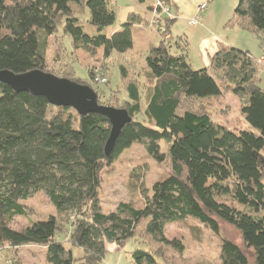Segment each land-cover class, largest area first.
Returning <instances> with one entry per match:
<instances>
[{"label": "trees", "instance_id": "obj_1", "mask_svg": "<svg viewBox=\"0 0 264 264\" xmlns=\"http://www.w3.org/2000/svg\"><path fill=\"white\" fill-rule=\"evenodd\" d=\"M158 1L172 10V0ZM87 12L93 34L80 24ZM140 18L131 13L121 29L107 35L103 30L115 21L109 0H0V69L16 74L40 70L67 78L92 88L101 104L93 69H88L89 81H83L62 58L67 35L72 54L98 51L106 62L113 54L121 57L124 98L113 107L131 117L106 155V117L81 115L0 82L1 264H24L15 253L30 245L44 247L50 264H101L108 243L122 247L140 235L181 252V241L167 238L164 230L188 217L217 234L219 221L233 226L252 249L255 264H264V89L255 76L263 56L220 45L206 67L194 69L187 41L181 44L179 37L170 42L176 16L163 15L156 25L161 39L149 47L139 75L135 60L125 57L133 45L131 28ZM229 24L262 41L264 0H238ZM228 92L240 102V126L212 116V107ZM160 141L169 144L170 172L152 184L143 207L119 201L114 210L103 212L99 192L106 166L133 143L162 162ZM38 192L47 195L56 213L23 229L12 228L15 216L26 215L23 202ZM146 243V249L131 252L134 262L157 264L164 251ZM218 264L250 263L237 244L220 236Z\"/></svg>", "mask_w": 264, "mask_h": 264}, {"label": "rangeland", "instance_id": "obj_2", "mask_svg": "<svg viewBox=\"0 0 264 264\" xmlns=\"http://www.w3.org/2000/svg\"><path fill=\"white\" fill-rule=\"evenodd\" d=\"M11 3L12 0H5ZM110 6L115 11L114 23L106 27L103 32L107 35L121 29V24L128 21L131 13L140 16L141 22L132 26V48L126 54V59H134L139 75L146 67L145 57L149 47L156 46L161 37L157 32V26H151V13L154 11L155 0H146L139 3L137 0H109ZM185 2L184 0H180ZM192 1V0H188ZM208 3L206 10L201 13L198 23H188L189 17L179 15L171 28V41L174 42L181 37V44L186 43L184 35L188 36L187 45L188 62L194 69H202L203 65L198 56V40L201 36L210 34L219 37L220 42L225 46H233L248 51L252 57H264V39L260 41L252 32L245 30L240 25L229 24L233 16V10L238 0H214ZM172 1V7H176ZM150 8V9H149ZM172 11V10H171ZM211 12V13H210ZM174 15V11H172ZM88 12L80 17V24L86 33L93 34L96 29L87 22ZM178 16V15H177ZM147 21V22H146ZM203 29V31H202ZM63 60H68L73 66L74 76L83 81H89L88 69H93V76L96 71L105 73L109 82L98 83L97 91L99 101L103 105L119 107L124 98V89L120 81L118 64L120 56L113 54L110 59L103 61L101 54L96 51L89 54L86 51L71 53L70 37L64 35ZM164 36L165 40L170 39ZM51 41V40H50ZM184 41V42H183ZM222 44V45H223ZM255 76L259 79V85L264 89V61L256 64ZM96 70V71H95ZM95 88V86H93ZM223 102L216 104L212 110V116L216 121H226L230 125L240 126L242 120L239 114L240 102L230 92L223 97ZM142 105L144 100L142 98ZM161 151L165 153V159L157 162L146 152L145 147L140 143H133L123 150L117 158L102 171V184L99 192L101 208L103 212L114 210L119 201H131L134 206L141 208L144 205V195L150 194L152 184L167 176L170 172L169 144L160 141ZM262 158H264V151ZM26 215L15 216L10 223L14 229L25 228L30 221L46 219L54 215L55 209L50 203L47 195L43 192L34 194L24 202ZM165 236L169 239L176 238L183 244V251L178 252L171 248H164L162 245L152 243L144 235L128 239L122 247L108 243L106 253L101 264H136L131 252L136 249H146L147 241L151 247L160 248L164 251L163 259H158L157 264H218L220 236H223L237 244L248 257L250 264H255L251 248L244 244L240 233L231 225L219 221V234L214 233L208 227L191 217L184 221L169 223L165 226ZM73 253H79L73 248ZM2 252H0V264L2 263ZM16 256L25 264H50L45 259V250L41 246H23L16 251Z\"/></svg>", "mask_w": 264, "mask_h": 264}, {"label": "water", "instance_id": "obj_3", "mask_svg": "<svg viewBox=\"0 0 264 264\" xmlns=\"http://www.w3.org/2000/svg\"><path fill=\"white\" fill-rule=\"evenodd\" d=\"M0 82L17 92L29 91L33 95L43 96L48 103L72 108L81 115L95 113L106 117L110 124L104 146L106 155L112 152L120 131L131 120L125 109L99 104L95 91L89 86L40 70L16 74L0 69Z\"/></svg>", "mask_w": 264, "mask_h": 264}, {"label": "crops", "instance_id": "obj_4", "mask_svg": "<svg viewBox=\"0 0 264 264\" xmlns=\"http://www.w3.org/2000/svg\"><path fill=\"white\" fill-rule=\"evenodd\" d=\"M174 1L177 2V4L174 2V5L176 7V11L173 7H171V9L176 14L175 15L176 19H177V17H179V15L189 17V19H190L196 14L197 6L205 0H192V1L184 0L185 2H181L180 0H174ZM210 1H212V3L215 2L214 0H208V3ZM215 3L213 4V8H215V6H216ZM202 31H203V29H202ZM184 37H185V40L187 41V45H188L189 44V38L186 35H184ZM222 44L223 43L220 42L219 37H217L215 35L207 34V35L201 36L199 38L198 43H197L198 52H199L198 56H199L200 61L202 63H204L203 65L205 67L209 64L210 57L218 50L219 46ZM79 51H83V50H76L75 52L78 53ZM187 58H188V55H187ZM42 248L45 250L44 247H42Z\"/></svg>", "mask_w": 264, "mask_h": 264}, {"label": "built area", "instance_id": "obj_5", "mask_svg": "<svg viewBox=\"0 0 264 264\" xmlns=\"http://www.w3.org/2000/svg\"><path fill=\"white\" fill-rule=\"evenodd\" d=\"M208 5V0H205L201 2L197 6V12L196 14L188 20V23L191 25H196L198 23V20L200 18L201 13H203ZM154 11L151 13V26L154 24L155 26L158 24V22L161 20L163 15H167L169 17H174L175 15L171 12L170 8H168L167 5H164L162 2L155 0L153 3ZM153 25V26H154ZM154 26V27H155ZM260 62L264 61V58L261 57L259 59ZM96 71V70H95ZM94 81L100 84H104L107 81V77H102L100 75V72L96 71L94 74Z\"/></svg>", "mask_w": 264, "mask_h": 264}]
</instances>
